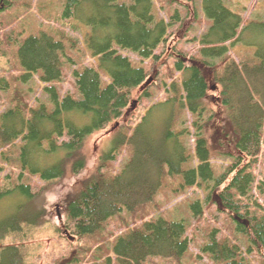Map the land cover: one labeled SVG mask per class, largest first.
Masks as SVG:
<instances>
[{"label": "trees", "instance_id": "1", "mask_svg": "<svg viewBox=\"0 0 264 264\" xmlns=\"http://www.w3.org/2000/svg\"><path fill=\"white\" fill-rule=\"evenodd\" d=\"M28 1L0 0V26L7 17L18 19V8ZM176 1L185 5L183 17L170 8ZM59 2L61 19L74 17L89 28L88 46L108 80L102 85L96 67L79 63L72 88L61 92L62 54L76 41L63 29L41 27L32 32L22 26L7 36L16 73L0 75V243L48 221L51 185L80 173L87 139L123 119L133 90L140 102L152 96L148 85L154 84L163 96L150 101L133 125H120L94 172L63 198L64 232L83 242L53 264L81 263L86 242L101 241L111 219L152 200L167 179L174 181L175 196L187 188L206 192L189 200V215L202 214L201 205L212 202L230 217L231 237L211 227L200 245L209 260L256 264L250 256L255 253L257 264H264V179L253 171L264 142V19L246 23L223 0H200L208 26L192 38L197 46L189 53L177 42L186 40L197 17L194 0H162L166 17L152 0ZM239 41L254 50L232 56L230 47ZM125 50L138 55V66ZM122 148L128 151L122 168L106 174ZM170 218L152 216L126 226L110 241L104 263L180 258L189 249L191 224L188 217ZM0 264H28L25 249L1 245Z\"/></svg>", "mask_w": 264, "mask_h": 264}, {"label": "rangeland", "instance_id": "2", "mask_svg": "<svg viewBox=\"0 0 264 264\" xmlns=\"http://www.w3.org/2000/svg\"><path fill=\"white\" fill-rule=\"evenodd\" d=\"M152 1L153 6L157 8L158 15L166 17L167 3L162 2V0ZM28 2L27 6L18 8V19L7 17L3 25L0 26V75L9 78L10 73L15 72L12 65L13 62L9 59L11 56H8L12 50V45L7 42V36L10 34L11 30L16 32L22 26L32 32H36L40 27L46 30L63 29L76 41V47L74 49H66L65 55L62 54L64 65L62 80L57 83L59 90L64 92L72 88L73 69L76 68L79 63L96 67L100 72L101 84L105 85L108 77L97 67V63L95 62L96 56L92 55L87 43V31H89V28L84 26L80 19L74 17L69 21L61 19L58 16L60 9L62 11L59 0H30ZM223 2L231 11L242 15L246 23L250 20L264 19V0H223ZM194 5L197 10V17H195V21L191 24L190 29L186 33V40L181 39L177 42V47L189 53H193L196 50L195 46H197V42L192 40V38L198 36V34L208 26L201 12L200 0H194ZM170 6V8L177 7L181 12L180 16H184L183 9L185 5L182 2L176 1ZM87 10L88 8L85 7L82 12ZM174 27H176V24ZM244 38L250 40V35H244ZM252 38L253 40L255 39L254 35ZM169 42L171 41L169 40ZM158 50H160V48ZM253 50L254 46L239 41V43L230 47V54L239 58ZM122 53L127 55L134 65H139V57L135 52L125 50ZM168 61L170 62V59ZM161 71H164V69H161ZM150 85H148V87L153 91L151 97L143 98L138 102V89L133 90L131 101L124 110L126 114L123 119H120L117 124H111L93 133L87 139L85 148L88 157L85 168L75 175L68 173L51 185L50 190L46 193L48 221L39 227H24L20 235L7 236L0 243V246L7 244L21 245L26 251V261L28 264H53L55 260L61 257H68L70 250L74 249L76 245L79 244L80 246L81 242H83L82 239L79 241L75 239L71 240L68 234L71 235L72 233L67 234L64 232L65 228L63 227V222L65 219V212L63 198L74 192L80 182L94 172L97 168L99 155L110 148L112 136L120 125L123 127H127L130 124L133 125L145 112L146 106L150 101L163 96L161 89L156 88L154 84ZM122 149L124 150H119L116 158L108 165L106 174L122 168L128 152L127 148L126 150L125 148ZM214 161L218 166H224L225 162L223 159L217 158L214 159ZM253 171L255 172L257 180L261 178L264 179V142L262 144V154ZM173 185L174 181L172 179H167V184H165L164 189L152 200L139 207L135 212L128 213V211H123L120 215L111 219L104 232V238H101V241L86 242L84 247L89 246V248L86 250L84 249V253L86 252L84 255L79 254L83 263L81 262L78 264H105L104 261L110 254L107 247L110 246L112 238L125 231L126 226L129 224L132 225L133 222L140 223L143 218L147 219L152 216H164L169 219H173L170 217L175 216H183L185 219L188 217L189 223L191 224L186 232L189 238V249L180 258L164 259L161 257H151L144 264H214L209 260L208 254L201 250L200 245L206 240V233L211 227L220 228L221 234L231 237V233L233 232L230 217L228 214L215 208L216 205L212 202L206 208L201 205L202 214L197 216L189 215L188 212L192 211L190 207L192 201L189 202V200L196 198L197 195L202 198L206 192L197 188H187L184 189L179 196H175L170 190ZM261 199L262 197L258 200L260 201ZM242 245L245 247L244 242H242ZM96 248L99 249L96 250ZM250 256L257 264L258 257L255 253H252ZM94 259H96L98 263H94ZM112 262L113 260L111 258L110 264H115Z\"/></svg>", "mask_w": 264, "mask_h": 264}]
</instances>
